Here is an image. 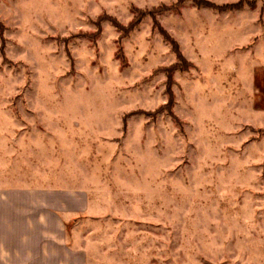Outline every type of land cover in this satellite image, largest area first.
I'll use <instances>...</instances> for the list:
<instances>
[{"label":"rangeland","instance_id":"obj_1","mask_svg":"<svg viewBox=\"0 0 264 264\" xmlns=\"http://www.w3.org/2000/svg\"><path fill=\"white\" fill-rule=\"evenodd\" d=\"M37 187L87 194L86 264H264V0H0V192Z\"/></svg>","mask_w":264,"mask_h":264},{"label":"crops","instance_id":"obj_2","mask_svg":"<svg viewBox=\"0 0 264 264\" xmlns=\"http://www.w3.org/2000/svg\"><path fill=\"white\" fill-rule=\"evenodd\" d=\"M87 208L83 191L24 188L0 192V264H86L64 225Z\"/></svg>","mask_w":264,"mask_h":264},{"label":"trees","instance_id":"obj_3","mask_svg":"<svg viewBox=\"0 0 264 264\" xmlns=\"http://www.w3.org/2000/svg\"><path fill=\"white\" fill-rule=\"evenodd\" d=\"M67 227H68V225H67Z\"/></svg>","mask_w":264,"mask_h":264}]
</instances>
